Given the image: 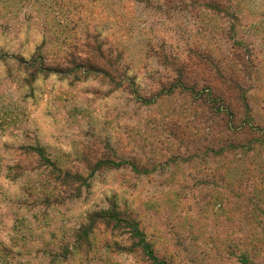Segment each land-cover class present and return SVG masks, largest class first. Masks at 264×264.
Returning <instances> with one entry per match:
<instances>
[{
  "label": "rangeland",
  "instance_id": "1",
  "mask_svg": "<svg viewBox=\"0 0 264 264\" xmlns=\"http://www.w3.org/2000/svg\"><path fill=\"white\" fill-rule=\"evenodd\" d=\"M231 9L0 0V264H264V0Z\"/></svg>",
  "mask_w": 264,
  "mask_h": 264
},
{
  "label": "trees",
  "instance_id": "2",
  "mask_svg": "<svg viewBox=\"0 0 264 264\" xmlns=\"http://www.w3.org/2000/svg\"><path fill=\"white\" fill-rule=\"evenodd\" d=\"M191 1H193V0H191ZM201 1L206 3L207 7L210 10H212L213 12H217V13L220 11L223 12L225 14V16L228 18V20H231V22L235 25V22H233V21H237L238 16L236 14L237 10L231 9V6L233 5V0H201ZM230 27H232V26H230ZM230 32H233V35H236V31L235 30L233 31V28L230 30ZM235 43H236V40H234V44ZM97 49L98 50L93 49L92 52H94L95 54H99V55L101 54L100 56L102 57L103 53H102V51H100L101 45H98ZM67 64L68 65H70V64L75 65V61L67 62ZM77 67L81 68V65H79ZM84 68L85 69L83 71V75H86L88 77H90L92 73L93 74L99 73V74L105 75V73L102 71V69H104V68L101 65H100V67H98V63H92L90 61H86ZM44 69H48V68H44ZM78 70L80 71V69H78ZM56 72L57 71H55V69H49L48 74L56 73ZM39 74H42V73H39ZM113 74L117 76L118 83H115L117 88L126 90V88L128 87L130 89L129 92L133 93L135 95L136 99L138 101H140L141 103H150V101H152V98L149 99L147 97H142L138 93L136 86L133 82V79L127 78L125 71L120 73L118 70H114ZM186 86H187V84L183 80L182 72L180 70H178V76L174 80V82L170 83V89L169 90H175L177 88H185ZM193 94L199 95V91H196ZM243 107L246 110L248 109L246 105H244ZM213 110L219 114L223 113V112H221L223 110L226 112H229V109L225 107L224 102L220 101V100H217V104L215 105V107H213ZM223 115L227 116L226 114H223ZM228 115H230V114H228ZM173 136L177 140H183V136L181 134L177 133L176 130H175V133L173 134ZM132 170L134 172L135 171L136 172L137 171H141V172L145 171V169L140 167L139 165L134 166V168H132ZM111 217L115 218L117 220L118 224L123 222V221H120V219L117 217V214H112ZM141 243H142V241H141ZM146 249H147V247H146ZM147 252H148V254H149V256L152 259L154 264H170V263H167L165 261H160V260L158 261L157 258L154 257V255L150 251H148V249H147ZM244 264H248L246 260L244 261Z\"/></svg>",
  "mask_w": 264,
  "mask_h": 264
}]
</instances>
